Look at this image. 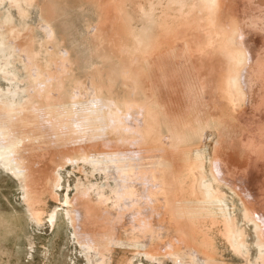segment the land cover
<instances>
[{
	"label": "bare ground",
	"instance_id": "1",
	"mask_svg": "<svg viewBox=\"0 0 264 264\" xmlns=\"http://www.w3.org/2000/svg\"><path fill=\"white\" fill-rule=\"evenodd\" d=\"M4 1L10 2L11 5L16 4L20 8L23 18L29 12L26 8L28 6L26 0H0V5ZM241 1H243V5L246 3L245 0ZM226 3L227 0H200V4L210 15V20L206 21L208 16L205 18L204 31L206 36L204 37L210 40V46L214 49L212 51L208 46L212 52V57H210L209 52H206V48L203 47V53L206 52L205 56L208 58L203 66L205 65V68L206 66H213L214 73H212L214 75L212 76L210 73L212 77L210 80L214 85L211 102L223 106L224 111L219 116H215V113V115H210L211 118H207L206 114H201V116L194 117V120L187 121V123L179 117L181 114L177 115L176 108L173 109V105H169L170 99L169 104L166 103L167 101L164 103L166 99L163 100L164 104L160 101L164 111L159 112V109L152 108L155 99L150 92L142 93L139 102H137L136 95L132 96V93L138 88L136 82H132L136 75L135 70H137V68L133 70L137 64L132 67V56L124 62L123 60L121 63L119 62V67L126 74L125 78L129 79L130 89L128 97L125 98L126 102H124L125 109L118 99L107 98L102 94L101 86L96 83L95 78L89 80L87 84L82 82L79 84L77 81L80 86L74 88V93L71 92L67 86V73L70 71L68 70V50L60 48L59 52L54 51L57 53L56 55L53 53L55 56L50 61L49 59L43 60L44 63H41V59L39 60L40 50L37 49L36 44L52 46L51 43L57 41L51 22L44 16H41V20L44 22L41 29L46 33L45 39L42 41L32 39L34 42L32 41L33 45L30 46L29 58L20 56V61L28 72V81L32 86L29 85L31 86L29 89L24 88L28 91V94L25 93L27 94L26 101L22 100L24 98L14 101L21 83L18 73L10 70V66L14 65V57L24 51L22 50L23 46H21L24 39L23 34L21 36L17 31L18 27L16 28L14 25L10 10H8L6 17L1 20L0 73L9 83L11 82L14 90L9 91V93L4 92L5 102L1 100L2 95L0 96V141H3L0 144V160L23 182L25 201L28 204L32 201L31 183L36 171L33 163L27 157L21 156L24 148L22 146L23 149H21L20 144L26 142H24V134L17 130L18 128L16 129L15 123L23 122L26 117L34 118V121H47L52 127L49 129L54 130L58 140H63L64 143L69 144L73 142L72 144L77 146L76 153H72V149L69 147L66 150L64 148L63 161L57 167L61 168L66 162L71 163V165H78L80 159L83 163H90L93 170L103 169V172L107 174L106 176L111 178L114 183V185H109L108 182L109 193H105L104 188L106 186L102 184L77 185L73 198L67 194L65 196V203L63 204H66L67 208L64 212L74 230L72 235L81 245L82 252L90 264H114L112 251L114 249L125 251L120 247H130V244H133L132 249H136L137 252L125 264H135L134 258L136 257H145L148 260L147 264H153L152 261L158 259L156 254L164 255V257L169 255L171 258L183 257L179 260L187 264H224L218 257L216 240L227 244L232 250L243 256L245 264H249L251 250L249 246L251 242L249 243L247 239L249 224L254 236L252 244L256 250L253 264H264V149L259 152L256 151V160L253 159L258 145V136L262 133L261 129L255 130L249 126L251 123L264 122V24L262 23L259 32L257 27L260 24L258 22L257 26L253 19L248 23L244 19L245 15L240 14L242 9L240 8V10L238 7L236 14L230 15L235 9L228 13ZM251 4H253L252 1ZM256 4L258 3L256 2ZM103 7L105 6L101 4V8ZM109 8L111 9L108 13H103V15L108 14L109 17H112L114 7ZM257 11L255 10V12ZM151 14L149 11L146 12L147 20L159 27V18L151 16ZM108 16L106 18L105 16L104 18L101 17L100 22L104 23L103 20H106ZM263 17L261 16V19ZM261 19L260 23L264 21ZM217 20L218 22H216ZM104 26L100 27V31L104 29ZM98 28L95 27L93 32H96ZM100 31L97 34H101L103 37L105 32L101 33ZM113 31L112 34L110 32V35L104 38V45L96 50L100 55L108 56L110 52L115 51L119 52L121 57H128L134 55L139 48H145V41L141 38H135L130 42L129 39L122 40L120 32L114 27ZM29 37L31 36L29 35ZM20 38H22L21 42L19 41ZM93 41L95 40L93 39ZM204 42L201 46L207 43ZM50 48L52 51L53 47ZM256 77L260 78L262 91L257 88ZM185 87L188 88L186 84ZM165 88L164 85V89H159V91L164 94L169 87ZM175 88H172V93L168 89L167 94L169 92L175 93L173 91ZM24 89L22 90L24 91ZM203 89L205 90V88ZM23 91L22 93H24ZM159 91L157 92L158 95ZM162 95L160 96L162 97ZM162 99L164 98L162 97ZM171 99H174L173 96ZM208 105L213 108L212 104ZM244 106L248 108L251 106L255 110L250 112L252 108L247 110ZM212 108L209 109L212 110ZM188 109L190 110L191 107ZM212 111L211 113H213ZM235 112L238 121L249 126L247 130L243 128L239 130L241 133L240 142L248 141L246 146L250 147L247 151L250 152L249 154L243 150L238 152L235 145L227 150L224 128L227 127L228 123H231V118L235 117ZM160 118L162 119L161 122L159 121ZM28 121L30 123L33 120ZM162 122L170 126V134H167L169 135L167 137L163 136L161 131ZM14 128L16 133H13ZM235 131L237 132L236 129ZM189 137H198V141L194 143L192 142L193 139L190 140ZM87 139H90L87 143L90 144L91 148L97 149V156L99 157L92 159V154L90 155L84 147H79ZM149 142H152L154 146L156 144L158 154L155 151V154L151 152V155L149 153L150 157L146 156L149 161L145 157L147 163L143 161L140 163L141 159L138 152L141 149L137 152L135 145L144 146L147 143L149 145ZM126 147L129 148V152H121ZM113 148H116L118 152H113ZM142 152L140 153L142 154ZM117 153L125 156L117 158ZM143 154L146 153L143 152ZM49 166L52 165L49 164ZM47 167L45 168L48 170ZM52 168L54 171V165ZM61 179L60 169H56L54 177L51 179L52 185H50L53 186V190L63 185ZM223 187H227L237 196L242 206V208L240 207V217L235 211V202L227 195ZM33 200L35 201V199ZM34 201L33 205L35 206ZM108 201L111 205L108 211H104L108 212L110 219L107 218L108 221L104 222L103 225L99 223L98 230H96L92 228L94 223L92 224L93 217L90 214L99 213ZM37 205L40 206V204ZM58 214L57 208L50 214V221L53 226L58 221ZM39 219L35 217L36 221Z\"/></svg>",
	"mask_w": 264,
	"mask_h": 264
},
{
	"label": "rangeland",
	"instance_id": "2",
	"mask_svg": "<svg viewBox=\"0 0 264 264\" xmlns=\"http://www.w3.org/2000/svg\"><path fill=\"white\" fill-rule=\"evenodd\" d=\"M26 1L28 2L27 3L28 6L26 8L28 9L29 12L24 18L21 16L20 8L16 4L11 5L10 2L4 1L0 5V23L1 20H3V18H5L6 15L8 14V10H10L11 16L13 17L14 20V25L16 28L18 27L17 31L21 36L23 34V39H24L22 40L23 43L21 45L23 46L22 50L24 51H21L20 55L17 54L16 55L17 57H14L13 59L14 65L10 66V70L16 71L18 73L21 83L20 90L19 89L17 90L19 92L16 98L14 99V101H19L22 98H24L22 100H25L28 94V91H26L25 89L27 88L29 89V87L32 86L31 83L28 81V72H26V69H24V65L20 61V56L22 55L29 58L31 54V47L33 45L34 40L36 39L37 41L40 40L42 41L43 39H45L46 33L41 29L44 23L41 20V16H44L51 22L57 41L56 43H51L52 46H46L45 44L40 46L39 44H36L37 49L39 48L40 50L39 60L41 59L40 60L41 63L42 62L44 63V61L48 59L50 61L51 58H53V56H55L56 53L59 52L60 48L66 51L68 50V57H69L68 70L70 71H68L67 73V77H68L67 86L70 88L71 92L74 93V88L79 87L80 86L79 84L81 82L87 84L89 80L95 78L94 80H96V83L101 86L102 94L107 98L112 97L113 99H118L121 102V106L123 107V109H125L126 106L124 102H126L125 98L128 97L129 89H130L129 79L125 78L126 74L124 71L121 70L119 65L122 60L124 62L126 61V59H129L131 56L132 57L134 56L133 58L131 57V61H133L132 67L137 64L136 66L133 67V70H135L136 68L137 70H135L136 75L135 78H133L134 80L132 82H136V86L138 88L135 90L134 93H132V96L136 95L137 102L141 101L140 99L142 98V95L144 94L145 91L150 92L155 99L154 101L155 103L152 104V108L159 109L158 110L159 112H161L162 110L163 112L164 109L161 108L162 106L160 101H162L163 103V100L166 99L164 103L166 101L167 104L171 102L169 105L170 106L173 105L172 106L173 109L176 108L175 112H177V115L181 114V116L179 117H181L183 122L186 123L187 121L191 122V120L194 117L196 118L197 116H201V114L202 115L206 114L207 118L209 117L211 118L212 114L215 113L216 114V115L214 114L215 116H219L224 111L223 106H220L218 103L211 102L212 100L211 96L214 91L213 88L214 85L210 80L212 78L210 76L211 75L210 73L212 72L214 73L212 69L213 66L212 65H210L209 67L206 66L207 69L205 68V65L203 66V64H205L206 61L208 60L207 56H205V53L209 52L210 54L209 56L212 57V52L210 51L211 49L212 51L214 49L211 48L212 46H210V42H209L210 40L207 39V37H204L206 36V32L204 31V26H205L204 22L206 24V21L210 20L209 18L210 15L208 14L207 10L200 4V0H26ZM251 1L253 4H251ZM251 1L245 0L244 2L246 3L243 5L242 3L243 1L241 0H237V1L227 0L226 3V6H228L227 11L229 13L235 9L232 14L230 13V15H233L236 14L237 7L238 9L241 8L242 10L240 9L241 10L240 14L245 15V16L243 15L245 17L244 19L248 23L254 20L256 26L260 24V26L257 27L259 29L264 24L263 21L264 14L262 15V13H264V11H262L264 9V8L262 9V7H264V0H254V1L251 0ZM256 2L258 4H256ZM101 4L105 7L101 8ZM245 5L246 7H244ZM251 6H253L254 9L253 7L250 8ZM256 6L257 9L258 8L259 10L261 9L260 12L262 13H260L259 10L257 11ZM109 7H114L113 12L111 14L112 17L111 16L109 17L108 14L103 15V13H108V11L111 9ZM202 8L204 11L203 10L201 11ZM244 8L248 10L245 11ZM255 10L258 13L255 12ZM147 11L152 13L151 16H157L159 18V27H157L154 24H151L147 20L146 18ZM204 13L206 14L205 16ZM104 16L105 18L106 16L108 17L106 20H103L104 23H101L100 19L101 17L104 18ZM207 16L208 18H206ZM254 16H257L259 18L257 17L255 18ZM261 16L263 17L262 19ZM260 19L263 22L260 23L259 22ZM216 22H218V20ZM216 22L214 21V24H216ZM100 25L101 26L105 25L103 27L104 29L101 31H100L101 29ZM185 25L186 27H184ZM25 27H27V29H25ZM95 27H99L98 30L101 33L107 32V34L104 33L103 37H101L102 36L101 34L100 35L97 34L99 33L98 30L96 32H93ZM113 27L120 32L122 40L129 39L130 42H132L135 38H141L142 40L145 41L144 43L145 48L141 49L138 47L139 50L134 55L128 56L127 54L128 57L126 56L121 57L122 55L119 52H115V51L110 52L108 56L100 55L96 50H98L99 48H101L102 45H104L105 43L104 38L108 37V35L114 32ZM29 35L31 37H29ZM204 38L205 40H203ZM21 39L22 38H20L19 40L20 42ZM93 39L95 41H93ZM204 41L207 43L201 46L202 42ZM55 46H57L59 49L57 47L55 48ZM208 46H210L211 48L210 50ZM50 47H53L52 51ZM203 47L206 48L205 53H203ZM199 48L201 49V51H199L200 50ZM53 53H55V55ZM196 54H197L196 56L197 58L195 57ZM109 60L111 61V64ZM2 64H4V62H2ZM116 69L118 72L115 71ZM121 71L122 73H120ZM213 73L212 76L214 75ZM1 74L2 73H0V96L2 95L1 96L2 99L1 98L0 99L5 102L6 99L4 92L9 93V91H13L14 86L11 84V82L10 83L8 82V80L4 77L3 74L2 75ZM136 78L139 79L137 80ZM255 79L258 90L260 89L259 91H262L261 89L262 87L260 85L261 83L259 81L260 78L256 77ZM77 81L79 84L77 83ZM125 81H127L128 83ZM161 81H163L162 83H166L164 85L166 88L169 87L168 89L171 90V93H172V88L176 87L177 89L175 88V90L177 91V93L173 89L175 93L171 94L169 92L170 94L169 95L167 94L168 89L165 88L166 91L164 92L165 94L164 95L162 91H159V89L162 88L164 89V85L160 83ZM155 84L157 85V88ZM185 84L188 88L185 87ZM159 86L160 88L158 89ZM21 88L22 89L25 88L24 91ZM203 88H205V90ZM21 90L24 93H22ZM138 90L140 91L139 93ZM158 91H159V95L157 93ZM184 92L186 93V97ZM160 95H162L164 99H162ZM167 95H169L170 97ZM254 95L256 96V94ZM172 96L174 98L173 100L171 99ZM158 97L161 99L159 100ZM191 97H192V101H191ZM208 104H212L213 108L209 107L211 105ZM187 106L189 108L191 107V109L187 110L188 108ZM208 107L212 108L213 111ZM244 107L247 108V110H251L252 108L251 106H249V108L247 106ZM254 110L255 109L252 108L250 112H254ZM211 111L213 113H211ZM236 112L234 113V115L236 114ZM179 117L177 116L178 119ZM236 117L238 116L235 115V117L231 118V123L230 124L228 123L227 127L224 128L225 130L223 129L224 137L227 143V150H229L232 147V145H235L238 152H240L241 150H243V152H247L250 149L249 146H246L248 144V141L247 142L244 141L245 143L240 142L241 133H239V130L241 128L247 130L249 129L248 128L249 126L251 128L253 127V129L255 128V130L259 128L258 130L261 129L260 131L262 134L258 136L259 138L258 145L255 150V154L253 158L255 159L257 157L256 153L259 152L261 149H264L263 148L264 127H261L264 126V122L259 121L255 124L251 123L249 124V126H245V124L238 121V118ZM28 120H33L32 122L34 124L32 122L29 123ZM161 120L162 119L160 118L159 121L161 122ZM182 120L180 119V121ZM26 122L29 124H27ZM46 122L45 121L41 122L39 120L34 121V118L26 117L23 122L19 121L15 123L16 129L18 128L17 130H19L21 133L24 134L23 136L24 142H26L25 144L24 143L20 144L21 149L24 148V151L21 153V156L23 155L24 158L27 157L33 163L34 169L36 171L33 177L34 182L32 181L31 183L32 190L30 194L32 196V201L30 204H28L25 201L23 182L20 180V178H18L17 175H15L11 170H9V168H7L0 160V264H90V262L87 260V258L82 252L81 245L72 235L74 230L70 226V223L66 218L64 212V210L67 208L66 204L65 205L63 204L65 203V196L67 194L69 197L73 198L74 194L76 193L77 185L93 186V185L102 184L103 186H106L104 188L105 193H109L110 188L108 187V182L109 185H114V183L111 178L106 176L107 174L103 172L101 166L100 167L102 170H93L92 165L90 163L88 164L86 162L83 163L81 162L80 159L78 165H73V164L71 165V163L66 162L63 164L61 168L57 167L63 161V156L65 153V151H63L64 148L66 150L69 147L70 149H72V153H76L78 148L76 145L72 144L73 142L69 144V143H64L65 141L63 140L60 139L58 140L56 133L54 132L53 129H49L52 127L48 122L46 125ZM168 125L169 124L166 125L165 122H162L161 125L162 126L161 131L163 133V136L165 137L169 136L167 134H170L169 133L170 126ZM234 128L237 130L238 133L235 131ZM16 129L15 128L13 129V133L17 132ZM50 130H52L54 133ZM191 138L189 137V139L192 140V142L194 143L198 141V137H191ZM88 140L90 139H87L84 143L79 145V147L80 146L84 147V149L88 151L90 155L92 154L91 155L92 159H94L95 157L96 158L99 157L97 156L98 155L97 149H93V147L91 148L90 144L87 143ZM55 141L56 142L59 141L57 142L58 144ZM2 142L3 141L1 140L0 144ZM149 143L152 145L150 144L148 145V143L144 146H138L137 144L135 145V148L137 150L136 149L134 150L138 152L141 149L140 152L143 151L146 153L143 154L142 152L141 154L140 152H138V155L141 159L140 163L142 161L144 163L145 162L147 163L148 158L146 156L150 157L152 153L158 154L157 152L158 148L156 144L154 146L152 142ZM123 150L121 152H125V151L127 152L129 148L126 147ZM113 152H118V151H116V148H113ZM249 153L250 152H247V154ZM93 154L96 156H94ZM122 155L121 154L118 155L117 153L116 157L121 158L125 156ZM145 157L147 160L144 159ZM49 164L52 166L50 167ZM53 165H54V171L52 168ZM45 167H47L48 170ZM56 169H60L62 175L61 180L63 183L62 185L63 187L62 186L56 187L55 190H53L52 188L53 186L50 185H52L51 179H53ZM38 171L41 175L38 173ZM223 188L226 190L227 195L230 198H232L233 201L235 202V211L236 213L238 212L237 215L240 217L242 206L240 205L237 196L231 190L227 189V187H223ZM33 199H35V201ZM33 201L36 204L35 206L33 205ZM37 204H40V206ZM110 205L111 203L110 201H108L104 209H101L102 211L100 210L99 213L90 214L93 217L92 224L94 223L92 228L98 230L99 223L103 225L104 222L108 221L107 218L110 219V217L108 216V212H105L108 211ZM33 206L34 208H32ZM38 206L40 207V209L38 208ZM30 207L32 209L31 211H30ZM55 208L59 210V214H58V221L53 226L51 224L52 222L50 221V216H51L50 214L53 213ZM35 217L40 218L39 221H36ZM248 230H249L248 231L249 235L247 239L249 243L251 242L249 244L251 250L249 256L250 260L248 261V263L253 264V259L256 250H255V246H253L252 244L254 236H253V232H251L252 230L250 224ZM216 241L218 244V254H219L218 257L221 261L224 262V264H245L242 255L236 253L234 250H232V248H230L224 242L220 240H216ZM128 244H130V242H128ZM132 246L133 244H130V247H120L121 249H125V251L114 249L112 251L113 263L125 264V262L137 252L136 249L134 248L132 249ZM156 256L158 259L157 261L154 259L152 261L153 264H187L186 262H182L179 260L182 259L183 257L180 258L177 256L178 258H176L175 256L173 257L174 258L173 259L169 255H168L169 257L167 255H165L164 257V255L160 256L158 254H156ZM134 263L147 264L148 260L145 257H136L134 258Z\"/></svg>",
	"mask_w": 264,
	"mask_h": 264
}]
</instances>
